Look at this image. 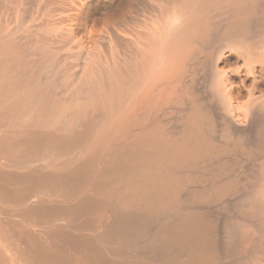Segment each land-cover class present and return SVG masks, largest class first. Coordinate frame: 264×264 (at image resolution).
<instances>
[{
  "label": "bare ground",
  "instance_id": "1",
  "mask_svg": "<svg viewBox=\"0 0 264 264\" xmlns=\"http://www.w3.org/2000/svg\"><path fill=\"white\" fill-rule=\"evenodd\" d=\"M0 264H264V0H0Z\"/></svg>",
  "mask_w": 264,
  "mask_h": 264
}]
</instances>
